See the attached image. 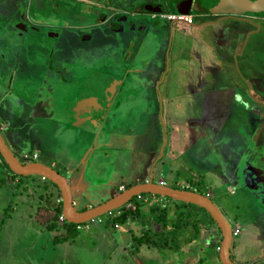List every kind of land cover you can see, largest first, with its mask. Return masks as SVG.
Here are the masks:
<instances>
[{
  "label": "crops",
  "instance_id": "crops-1",
  "mask_svg": "<svg viewBox=\"0 0 264 264\" xmlns=\"http://www.w3.org/2000/svg\"><path fill=\"white\" fill-rule=\"evenodd\" d=\"M13 1L5 0V7L3 6L4 8L0 10V30L4 31L0 33V49L5 47L2 43L6 31L12 33L13 40L18 37L20 42H23V37L30 31L27 27L28 20L24 17L26 0H16L21 7L19 14ZM213 14H193V22L188 23V26L175 28L172 25L169 27L170 30H167L165 24L162 26L160 23L149 25L142 35L140 45L138 44L137 49L133 51L132 58L124 65L127 76L112 81L108 87V91L112 94L109 97L106 92L102 94L106 87L104 88L101 80L95 77L97 74L88 79L75 78L70 70L68 72L67 68L59 63L62 60L68 61L70 59L69 52L71 49L68 47L67 38L72 35L79 38L82 30L72 34L65 29L66 27L52 28L50 25H39L36 31L40 34L48 33L51 40L49 42L51 47L48 51L50 59L44 61L46 63L40 70L41 74L51 77L52 83L50 86V83L47 82L49 83L47 88L49 90H46L48 93L38 99L44 100V104H47L49 93L51 96L57 90L60 93L67 88L66 85L68 86L70 82L81 93L74 97H63L61 100H55L51 97V107L53 110L55 109L51 116H54L57 122H65L67 126L70 124L71 127L63 128L61 132L64 135L62 137L57 136V140L58 137L65 138L64 144L60 145L62 147L55 146L53 150L51 148L53 155L49 160L37 159L25 162L38 161L53 168L58 165L59 167L55 169L67 179L74 206L78 210L89 208L112 197L121 191L120 186L122 185L127 188L132 184L145 181L158 182L159 180H162L165 185H169L162 177L163 165L167 163L166 159H170V151L173 148L179 149L180 144H186L184 146L185 151L189 153L191 150L194 155L200 152V156H202L206 154L202 153L205 150L206 152H213L215 166L221 167L220 170L226 174L231 171L227 174V176L231 175V180L240 177V183L248 187L256 183V190H259L260 194L264 192V34L258 39V44L248 46L249 40L254 38H251L250 34L256 33V30H249L248 33L234 22L235 20H249V18L264 21V15L256 14L247 17L229 14L218 17V14ZM197 20L201 21L203 25L217 21L222 24L228 23L231 24L229 28L236 29L238 34L236 45L230 52L234 51L239 57L241 56L244 62L243 67L240 68L237 61L238 70L242 77L241 83H235L230 78H226V82L222 81L217 86L214 84L206 89L207 77L205 73L208 70H218L220 64L216 60L217 53H214L207 45L208 39L190 30L189 24L192 25ZM181 21L187 23L184 20ZM4 24L5 26L12 25V29L5 30ZM180 34L182 41L179 39ZM99 35L102 34L99 33ZM229 36L228 31V35L225 34L224 38H229ZM85 38H93V35ZM198 46L204 51H200ZM12 47L17 49V46ZM185 49L192 52L191 58L196 56L198 59L180 63L179 55L182 56ZM171 52L177 53L173 59L170 58ZM249 53L254 55L252 75L251 72H247L250 66L248 65L249 68L245 66V62H250L247 57ZM3 57H5V52H3ZM17 62H13L14 68H16ZM83 68L94 73L112 75L117 73L115 70L97 68L94 64L90 65L89 63H84ZM94 68L95 70H93ZM211 72L218 74L215 71ZM130 73L132 75L128 77ZM188 80L189 83H187ZM10 83L7 86L2 83L4 87L6 86L7 92L11 91ZM125 83L127 92L125 95L120 94ZM42 89L41 86L40 91ZM121 95H124V98ZM87 96L88 100L83 102ZM135 102H141V105L135 104ZM226 106L227 115L225 116L227 117L219 122L216 121L223 115L221 111ZM188 108L189 111H187ZM130 109L135 112H131ZM4 111L9 112L8 110ZM7 115L10 116L8 113ZM153 117L158 118L159 125L164 129L163 144L158 143V149H150L153 147L146 149L147 146H138L137 142L139 138H146L151 134L152 131L149 127ZM135 118H139L140 121ZM72 121H74L73 124H71ZM0 123L1 131V129L7 130L8 124H16L17 122L1 121ZM140 123H143L144 126L140 129L136 128L142 133H140V137L137 136L136 131L127 130L128 126H138ZM252 123L257 130L248 133L249 126L247 124L251 125ZM10 132L14 133L12 143L16 145L18 140L15 133L19 132L17 130ZM2 136L11 149L3 134ZM60 142L63 141L60 140ZM16 146L18 147V145ZM136 146L142 158L139 164L154 165L155 168L151 171L152 176H136L128 184L120 182L117 187L111 186L114 174L122 171L124 166L131 164L132 153ZM192 147L193 149H191ZM196 150L197 152H195ZM11 151L13 152L12 149ZM24 152L26 151L20 148L21 156L28 158L23 156ZM173 154L174 152H172V156H175ZM233 154L237 156L235 159L230 158ZM38 157L39 155L36 158ZM216 167L199 172L201 177L198 179L201 181L209 179L210 177L206 175L210 176ZM155 169L158 171L156 174L154 173ZM221 174L217 175L218 180H221ZM31 175L42 177L38 174ZM155 175H157V180H154ZM225 183L226 181H222L218 184L220 192ZM177 188L185 189V187ZM101 190H107L106 198L101 199L103 195ZM189 190L195 191L191 188ZM205 195L210 198L213 191L206 188ZM146 196L150 201H162L164 199L163 195L155 193H149ZM216 205L222 212L225 211L224 204ZM237 252L238 256L234 257L235 264H248L239 248ZM230 253L234 255L232 250ZM212 254H214L213 250L206 253V255Z\"/></svg>",
  "mask_w": 264,
  "mask_h": 264
},
{
  "label": "rangeland",
  "instance_id": "rangeland-1",
  "mask_svg": "<svg viewBox=\"0 0 264 264\" xmlns=\"http://www.w3.org/2000/svg\"><path fill=\"white\" fill-rule=\"evenodd\" d=\"M80 1L86 3L95 0ZM4 2L5 0H0V10L5 7ZM172 14L174 13L167 12L163 15L157 13L151 14L148 19L144 17H138V19L142 18L149 24L159 21L160 26L166 25L167 30H170L169 27L172 25L175 28L188 26V23L180 19H171L169 15ZM153 20L156 21L153 22ZM234 22L241 29L248 31V33L250 32L249 30H256V33L252 32L250 34L251 38H254L249 40L247 44L248 46L258 44V39L264 34L263 20L249 18V20H235ZM200 24L202 22L197 20L192 25L189 24V28L191 31L208 39L207 45L214 53H217L216 60L221 65H219L220 68L218 70H208L205 73L207 77L206 89L214 84L217 86L222 81L226 82V78H230L232 82L241 83L242 77L238 70L237 61L240 68L243 67L244 62L241 56L239 57L234 51L230 52L236 45V37L238 36L236 29L229 28L231 24H222L218 21L205 25ZM4 29H12V25H6ZM228 31L230 34L229 38H224L225 34L228 35ZM2 32L4 31L0 30V33ZM3 38L4 42L2 44L5 47L0 49V122L14 121L17 123L8 124V129H1V132L21 162L37 159L49 160L53 155V148L64 144L65 138H60L64 135L61 131L65 127H71L70 124L67 126L65 122H57L54 116H51L55 112V109L53 110L51 107V97L55 100H61L63 97H74L80 94L81 91L75 89L70 82L68 86L66 85L67 88L63 90L66 92L63 93L61 91L59 93L57 90L52 96L49 93V102L47 101V104H44V100L41 101L38 98L46 96L48 93L46 90H49L47 89L49 83L50 86L52 83L51 77L41 74L40 70L46 63L44 61L50 59L48 55L51 47L49 45L51 41L49 34H40L36 30H30L26 35L25 43L17 46L16 50L15 47L10 46L13 41L11 32L6 31ZM82 39L81 37H73V35L67 38L68 47L71 49L69 52L70 59L68 61L62 60L59 63L63 64L62 66L67 68L68 72L70 70L72 76H81L80 78L88 79L98 74L83 68L84 63L98 60L90 54L92 49L95 46L101 49L103 52L101 53L102 56L99 57H104L105 59L111 56L114 45L112 37L107 35H93L90 41H85L86 38L84 36ZM179 39L182 41L181 34ZM197 48L200 49L199 46ZM200 51L204 50L200 49ZM3 52H5V57H3ZM192 55L190 50L185 49L184 54L182 56L181 54L179 55V58H181L179 59L180 63H184L187 60H195V58L196 60L198 59L196 56L191 58ZM175 56H177V53L171 52L170 58L173 59ZM247 57L250 62H245V66H250L247 72H251L250 74L252 75L254 55L249 53ZM14 61H18V64H15L16 68L13 67ZM94 66L105 70L118 69L116 66L105 67L101 64ZM123 69L124 67L121 71ZM211 71H215L218 74H213ZM131 75L132 73L128 77H131ZM10 81L12 82L10 83ZM2 83L6 86L10 83L11 91L7 92L6 86L4 87ZM187 83H189V80ZM41 86L43 89L40 91ZM126 90L125 83L120 94L125 95ZM124 95L121 96L123 97ZM135 104L141 105V102H135ZM226 108L227 106L223 107L221 111L223 112V117L220 116L216 121L219 122L224 117H227L225 116L227 115ZM187 111H189V108ZM218 112L220 111L218 110ZM18 115L21 117H15ZM135 119L138 120L139 118ZM251 121H253L252 118ZM247 126H249V130L247 129L248 133H253L257 130L253 123L251 125L247 124ZM128 127L127 130L136 131L137 136L140 137L141 132L137 129L144 126L143 123H140L138 126ZM149 129L152 131L151 134L146 138H139L138 146L145 145L147 146L146 149L149 147H153L150 149H158V143L163 144L164 129L159 125L157 117H153ZM12 130L19 132L15 133L18 140L16 145L19 148L12 143V138L14 137V133L10 132ZM57 136H60L58 140ZM60 140L63 142H60ZM185 145L180 144L179 149L173 148L170 151V159H166L167 163L163 165L162 177L169 185L189 187L204 194L206 188H210L213 191L210 199L216 204H224L225 211L223 213L230 224L237 221L241 226L240 233L232 237L231 250L234 252V255L232 254L234 262V257L238 256L237 251L239 248L248 264H264V192L260 194L259 190H256V183L249 187L240 183V177L231 180V175L227 176L231 171L226 174L220 170L222 169L221 167L215 166L213 152H206L205 150L202 153L206 154L202 156H200V152L194 155L191 150L189 153L185 151ZM20 148L26 151L29 155L28 158L21 156ZM34 152L39 155L38 158L32 157ZM172 152H174L173 155L175 156H172ZM236 157L233 154L230 158L235 159ZM141 159L140 151L136 146L132 153L131 164L124 166L122 171L114 174L111 186L117 187L120 182L128 184L136 176L144 177L146 175L151 177V171L155 168L154 165L143 163L140 165L139 161ZM3 162V158L0 155V264H215L217 261L220 262L218 251L222 238L221 229L215 220L212 218L214 220L212 221L210 216L202 209H199L200 218L203 222L201 238L192 240L182 245L178 250L173 251L159 250L145 244L140 245L139 248L132 246L131 236L140 234L145 226L139 218L140 213L146 214L149 204L154 202L150 201L146 195H136L131 202H128V206L127 204L125 205L126 210H131L128 215L129 220L124 223H118V227L114 225L113 218L116 215L114 211L106 212L93 218V220L80 223L77 226L75 236L55 240L54 236L62 233L63 230V223L59 222V217L56 219L53 217L54 206L62 202L59 188L47 178L42 179V177L40 178L37 175H16L10 169L8 170V167ZM214 166L217 170L213 169L210 176L206 175L210 177L209 179H204V181L198 179L201 177L199 172H204L211 167L215 168ZM58 167V165H55L56 169ZM61 171L65 172L62 169ZM156 171L157 169H155V174L158 173ZM219 173H222L220 175L221 180L217 179ZM223 174L225 177L222 176ZM154 180H157V175H155ZM222 181H226V183L222 186L220 192L218 184ZM101 192L103 193L101 199L106 198L107 190H101ZM169 204L170 206L172 205L171 203ZM172 209H174L173 205L171 206ZM171 210L170 215L172 216ZM53 220L56 223V227L48 228L50 223L54 222ZM209 235H213L212 240H214V243L215 241L216 244L218 243L215 248L216 251L212 255H206L207 251L212 250L207 244Z\"/></svg>",
  "mask_w": 264,
  "mask_h": 264
},
{
  "label": "flooded vegetation",
  "instance_id": "flooded-vegetation-1",
  "mask_svg": "<svg viewBox=\"0 0 264 264\" xmlns=\"http://www.w3.org/2000/svg\"><path fill=\"white\" fill-rule=\"evenodd\" d=\"M13 2L19 14L21 9L20 4L18 5L16 0ZM147 5L152 8H159L160 10L152 12L148 9ZM180 9H185L182 0H95L86 3L80 0H26L24 17L28 20L27 27L29 30H36L39 25H50L52 28L66 27L65 29L72 32V34L81 29L82 31L79 36L81 39L84 35H86L84 37H88L89 35H97L99 33L112 37L114 49L111 56L105 59L104 57H99L102 56L101 53L103 51L95 46L90 54L98 60L89 63L90 65L101 64L105 67L116 66L118 68L115 70L117 72L116 75L98 73L95 76L101 80L104 88H107L106 93L109 97L112 94L108 91V87L112 81L127 76L126 69L122 71L121 69L132 58V53L137 49L145 29L149 25L151 26V24L160 23L157 21L156 23L149 24L142 18L148 19V16L157 13L161 15L167 12L178 13ZM189 13L192 15L213 14L208 11L202 0H192ZM256 14L259 13H246L244 15L248 17ZM222 15L229 14L219 13L217 16L221 17ZM138 17L142 18L138 19ZM155 21L153 20V22ZM87 40L90 41L91 38L85 41ZM22 41H26V36L23 37ZM23 42H20L17 37L11 42L10 46H21L24 44ZM80 77L75 76V78L81 79Z\"/></svg>",
  "mask_w": 264,
  "mask_h": 264
},
{
  "label": "water",
  "instance_id": "water-1",
  "mask_svg": "<svg viewBox=\"0 0 264 264\" xmlns=\"http://www.w3.org/2000/svg\"><path fill=\"white\" fill-rule=\"evenodd\" d=\"M182 2L185 6V10L189 12L192 0H182ZM202 2L207 7L208 11L214 14L225 13L231 15H244L246 13L264 12V0H202ZM147 7L152 12H158L160 10L159 8H152L149 5H147ZM86 99L88 100V96L83 99V102L86 101ZM0 155L13 173L20 175L38 174L44 178L50 179L56 184L62 195L61 213L68 222L82 223L91 220L103 213L110 212L111 210L124 205L133 196L139 195L143 192L160 194L178 200L195 203L206 209L221 229L222 238L218 251L220 262L222 264H235L230 255V247L232 243L230 222L219 207L203 193L184 188L172 187L155 181H145L129 185L127 188L96 205L78 210L74 206L71 188L64 175L52 166L38 161L21 162L5 142L1 131Z\"/></svg>",
  "mask_w": 264,
  "mask_h": 264
},
{
  "label": "trees",
  "instance_id": "trees-1",
  "mask_svg": "<svg viewBox=\"0 0 264 264\" xmlns=\"http://www.w3.org/2000/svg\"><path fill=\"white\" fill-rule=\"evenodd\" d=\"M178 13L189 12H187L185 9H180ZM259 14L264 15V12H259ZM5 165L7 166L6 163ZM51 183L54 184L53 182ZM185 189L190 188L185 187ZM147 194H149V192H143L139 195L144 196ZM135 197L136 196H133L128 202H131ZM163 198L164 199L162 201H154L149 204L148 212L146 214L142 212L140 213L139 218L142 220L141 223H143L145 226L142 228V232L140 234H134L131 236L132 246L139 248L140 245L145 244L147 246L155 247L159 250H178L182 245L187 244L197 238H201L203 222L200 218L199 209L204 210L210 216L211 220L214 221L206 209L195 203L178 200L169 196H163ZM169 203L174 206V209L171 210L172 205L170 206ZM54 207L53 217L56 219L61 212L62 202ZM170 210L172 212V216L170 215ZM129 213H131V210H126L125 204L122 205L121 213L115 215L113 218L114 224L126 222L128 220ZM78 224L79 223L68 221L63 222L62 233L55 235V240H59L61 238L66 239L75 236ZM54 227H56L55 221L51 222L48 228ZM212 236L213 235H209L207 244H209L214 252L216 251L215 248L217 247L218 243L216 244V241L214 243ZM230 255L233 260L231 253Z\"/></svg>",
  "mask_w": 264,
  "mask_h": 264
},
{
  "label": "built area",
  "instance_id": "built-area-1",
  "mask_svg": "<svg viewBox=\"0 0 264 264\" xmlns=\"http://www.w3.org/2000/svg\"><path fill=\"white\" fill-rule=\"evenodd\" d=\"M169 17H170L171 19H174V20H176V19L184 20V21H186L187 23H192V22H193V15H192L191 13H174V14H172V15H169ZM23 156H24V157H29V155H28L26 152L23 153ZM37 156H38L37 153H33V154H32V157H33V158H36ZM42 177H43V176H42ZM43 178H44V177H43ZM158 183H160V184H164V182H163L162 180H159ZM123 188H124L123 185L120 186V190H123ZM126 204H127V206H128V202L125 203V205H126ZM120 209H121V206L118 207V208H116V209L111 210L110 212L114 211V213L117 215V214H120V213H121V210H120ZM58 217H59V222H60V223H63V222L66 221L64 215H63L61 212L59 213ZM92 220H93V219H92ZM79 224H80V223H79ZM79 224H78V225H79ZM114 225H115V227H118V223H115ZM230 226H231L232 237H233V236H237V235L240 233V230H241V226H240V224H239L237 221H234V223H233V224H230ZM217 264H222V263H221V262H218Z\"/></svg>",
  "mask_w": 264,
  "mask_h": 264
},
{
  "label": "bare ground",
  "instance_id": "bare-ground-1",
  "mask_svg": "<svg viewBox=\"0 0 264 264\" xmlns=\"http://www.w3.org/2000/svg\"><path fill=\"white\" fill-rule=\"evenodd\" d=\"M106 91H107V90H106V89H104V90L102 91V94H104ZM89 97H90V96H89Z\"/></svg>",
  "mask_w": 264,
  "mask_h": 264
}]
</instances>
